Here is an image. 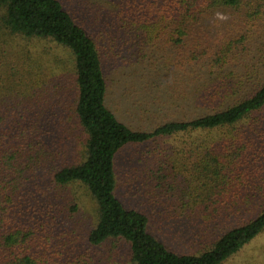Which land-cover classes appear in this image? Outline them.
Masks as SVG:
<instances>
[{
	"label": "trees",
	"instance_id": "obj_1",
	"mask_svg": "<svg viewBox=\"0 0 264 264\" xmlns=\"http://www.w3.org/2000/svg\"><path fill=\"white\" fill-rule=\"evenodd\" d=\"M124 8L108 38L61 0H0V264H93L84 242L124 244L128 264H224L264 233V0ZM134 107L151 130L124 121ZM156 144L196 172L180 208L210 222L229 198L256 200L257 216L197 255L166 249L114 195L119 155ZM135 165L132 185L164 181L163 163Z\"/></svg>",
	"mask_w": 264,
	"mask_h": 264
},
{
	"label": "rangeland",
	"instance_id": "obj_2",
	"mask_svg": "<svg viewBox=\"0 0 264 264\" xmlns=\"http://www.w3.org/2000/svg\"><path fill=\"white\" fill-rule=\"evenodd\" d=\"M61 1L69 12L81 22L86 32L101 33L106 30L108 31L106 33L108 38L111 36L122 38L121 33L118 32V26L121 24V20L125 18V0ZM126 76L127 85L135 84L141 88L140 84L143 83L145 74L130 71ZM113 91L115 92V90ZM143 95L147 96L146 94ZM130 113L131 118L125 116L124 121L126 123L134 126L140 124L145 129H147L146 126L156 124L154 121H145L147 116L141 119L140 108H130ZM126 123L123 122V124L128 125ZM151 148L150 155L145 154L143 147L138 150L125 149L119 155L118 188L117 192L116 189L114 190V195L125 209H132L148 215L147 232L166 249L178 255H197L216 242L217 237L227 231L226 229L230 224L246 222L257 216L256 200L253 203V201L246 200L243 202L229 198L227 205L232 208L213 215L210 222L205 220L203 214H197V209L191 212L194 204L186 199L184 200L187 208H180L179 203L193 183L191 177L194 169L189 170L191 165L188 162L186 163L187 172H180L179 161L176 162L177 157L173 152L168 151V148L165 149L161 144L153 145ZM153 151L156 153H152ZM159 162L164 164L162 169L164 181L148 179V181L140 182L141 180H139L136 181L139 186L132 185L129 180L131 179L129 178L130 174L126 175L132 166L139 164V172L144 173L143 170L147 172V170L151 171L152 168H157ZM160 182L164 185L162 190L156 186ZM147 191L151 194H147ZM150 197L153 199L151 200ZM84 244L85 249L91 251L90 253L94 257L93 264H128V251L124 244L117 251H113L107 245L91 248L86 242ZM224 264H264V233L244 245L240 252Z\"/></svg>",
	"mask_w": 264,
	"mask_h": 264
}]
</instances>
